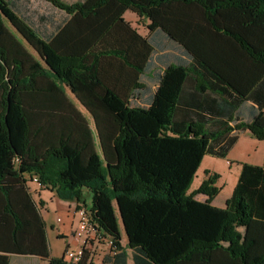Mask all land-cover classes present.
I'll return each mask as SVG.
<instances>
[{
	"label": "trees",
	"instance_id": "16d2710c",
	"mask_svg": "<svg viewBox=\"0 0 264 264\" xmlns=\"http://www.w3.org/2000/svg\"><path fill=\"white\" fill-rule=\"evenodd\" d=\"M46 1L62 15L37 27L0 0V264H89L48 256L33 174L62 199L90 192L113 244L99 264L127 249L131 264H264L239 230L264 221V166L241 161L222 206L215 171L187 190L203 154L264 139V0Z\"/></svg>",
	"mask_w": 264,
	"mask_h": 264
},
{
	"label": "rangeland",
	"instance_id": "374dc122",
	"mask_svg": "<svg viewBox=\"0 0 264 264\" xmlns=\"http://www.w3.org/2000/svg\"><path fill=\"white\" fill-rule=\"evenodd\" d=\"M73 1V0H63ZM14 11L20 15L24 20L33 26H42L43 24H49L52 21L58 20L62 11L53 6L46 0H9ZM123 17L129 21V23L140 33L145 34L146 19L143 16H137L135 13L124 10ZM78 108L88 118L89 124L92 125L89 114L85 109L78 104ZM264 109V107H263ZM251 160L254 164H264V139H257L249 132H245L236 137L235 141L228 148L224 156H215L211 154H203L196 170L192 176V179L188 185L190 190L198 185L200 180L204 177V170L215 171L218 174L215 184L218 187V192L214 196V201H219L223 197L228 196L231 192L233 184L236 180L237 173L236 168L239 167L241 161ZM26 179L28 178L25 175ZM28 185L32 183L27 180ZM82 199L86 205L90 204V192L83 190ZM77 202L70 199H62L55 197L51 204L41 208L44 225L47 232V242L49 243V250L52 257H58L63 244V238L59 235V226L66 223L74 210V206ZM242 234L246 237V232L243 228ZM120 244L125 241V235L123 229L120 227ZM94 244L91 248V264H96L99 256L102 253L100 245ZM256 246V245H255ZM255 246L247 247V254L251 255L254 252ZM105 251V246L103 247ZM130 262V257L128 256ZM131 263V262H130Z\"/></svg>",
	"mask_w": 264,
	"mask_h": 264
},
{
	"label": "crops",
	"instance_id": "0c3cea01",
	"mask_svg": "<svg viewBox=\"0 0 264 264\" xmlns=\"http://www.w3.org/2000/svg\"><path fill=\"white\" fill-rule=\"evenodd\" d=\"M77 106H78V104H77ZM245 132H248V130L241 131L238 134V136L241 134H244ZM246 162L254 163L251 160H247ZM262 166H264V164H262ZM239 167H240V164H239ZM239 167L236 168L237 174L239 171ZM29 187L31 188L30 195L33 198V200L38 203L40 215L43 219L41 208L46 207L48 204H51L53 198H55L57 196L53 193L52 190L46 188L45 186L35 189L34 184L30 183ZM205 196L206 195L204 193H201V192L194 194V197L199 199V200H203L205 198ZM214 196L211 198L210 202L216 206H222L224 203V199L227 197V196H225V197H223V199H221L219 201H214ZM74 224H75V216L73 215V212H72L70 217L67 219L66 223H63L59 226V235L62 236L64 245L66 243H69V242L71 243L73 241V238L71 237V233H72V229L74 227ZM243 228L246 232V237L244 234H242L244 239H250L251 240V244L249 246H255L256 245L254 252H252L251 255L247 254L248 257H253V256L260 254L264 250V221L256 219V218H251L248 220L246 226ZM243 228L242 227L239 228L241 233L243 231ZM44 229L46 232L45 225H44ZM46 236H47V232H46ZM124 243H125V241H124ZM124 243L121 245H124ZM93 246H94V244L92 245V247ZM98 246H100V245H98ZM63 247H62V249H63ZM100 248H101L100 250H102V253L99 256L96 264L100 263L101 257L105 253V251H103V247L100 246ZM48 249H49V243H48ZM61 253H62V250H61L59 256H61ZM127 253L129 256L128 249H127ZM48 256H50V257L53 256L51 254L50 250H49ZM62 259L65 260L63 257H62ZM65 261H67V260H65ZM68 262H71V261H68ZM87 262L89 264H91V261H87ZM130 262L128 261V264H131ZM7 264H47V259L42 258L36 254L7 253Z\"/></svg>",
	"mask_w": 264,
	"mask_h": 264
},
{
	"label": "built area",
	"instance_id": "2783aa9c",
	"mask_svg": "<svg viewBox=\"0 0 264 264\" xmlns=\"http://www.w3.org/2000/svg\"><path fill=\"white\" fill-rule=\"evenodd\" d=\"M28 179L34 184L35 189L43 187L37 176L33 174L25 179L29 192L31 188L27 183ZM73 215L75 216V224L71 233L73 241L66 243L61 253L65 260L75 262L86 254V260L90 261L92 245L98 243L105 246V252H113L110 236L98 226L88 205L84 202H77L74 206Z\"/></svg>",
	"mask_w": 264,
	"mask_h": 264
}]
</instances>
